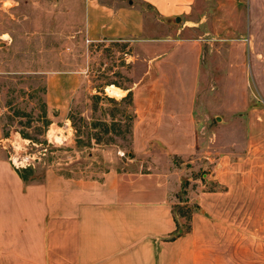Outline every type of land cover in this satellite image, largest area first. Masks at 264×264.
Segmentation results:
<instances>
[{"label": "rangeland", "instance_id": "374dc122", "mask_svg": "<svg viewBox=\"0 0 264 264\" xmlns=\"http://www.w3.org/2000/svg\"><path fill=\"white\" fill-rule=\"evenodd\" d=\"M86 1L0 0L3 156L15 168H27V181H42L46 174L93 179L111 169L143 173L156 169L161 161L165 170L180 174L181 189L171 203L184 230H189L191 215L197 212L200 191L228 193L238 203L258 198L263 229L264 142L259 140L252 155V143L245 149V123L230 125V121L264 108V3H256L250 23L249 0H196L186 17L192 26L186 36L210 46L218 71H213V88L205 96L198 76L197 146L194 154L182 157L165 153L151 142L142 148L135 144L133 135L140 128L135 102L149 99L137 89L150 63L146 56H125L135 52L123 43L92 41L84 26ZM249 33L256 56H242L243 77L233 69L232 91H223L227 101L220 99V45L228 44L229 51L247 43ZM177 57V63L184 61L187 67L179 71L173 62L176 83L179 79L189 87L193 81L190 56ZM234 57L229 56L227 63H234L230 60ZM204 59H200L202 66ZM147 79L154 99L155 77ZM110 87L123 95L114 96ZM224 87H228L226 80ZM241 101L248 104L244 110L230 108Z\"/></svg>", "mask_w": 264, "mask_h": 264}, {"label": "crops", "instance_id": "0c3cea01", "mask_svg": "<svg viewBox=\"0 0 264 264\" xmlns=\"http://www.w3.org/2000/svg\"><path fill=\"white\" fill-rule=\"evenodd\" d=\"M259 1L264 3L249 0L248 23ZM86 2L84 26L92 41L123 43L135 52L125 56H146L150 63L137 89L149 99L135 102L140 127L133 135L135 144L142 148L151 142L175 156L194 154L198 76L205 96L218 71L210 46L186 36L192 26L185 20L196 0ZM252 38L249 33L247 43L229 51L228 44L220 45V99L227 101L223 91H232L231 71L242 76V56H256ZM177 56H190L189 87L179 79L176 83L174 63L179 71L187 67L184 61L177 63ZM229 56L238 57L228 64ZM254 69L255 63L252 76ZM148 76L155 77L154 99ZM224 80L228 87L222 89ZM246 106L241 101L230 108L236 112ZM256 111L230 121L245 123V149L252 143V155L259 140L264 142V108ZM19 170L0 151V264H264L258 198L238 203L228 193L200 191L197 212L183 231L171 203L181 189L180 174L165 170L161 161L149 172L111 169L93 179L46 174L42 181H23Z\"/></svg>", "mask_w": 264, "mask_h": 264}, {"label": "trees", "instance_id": "16d2710c", "mask_svg": "<svg viewBox=\"0 0 264 264\" xmlns=\"http://www.w3.org/2000/svg\"><path fill=\"white\" fill-rule=\"evenodd\" d=\"M128 95L130 96V94L128 93ZM24 171H27V168L26 169H20L17 173L19 174V177L23 180V181H27V179H26V177L24 176ZM181 229H183L182 227H181ZM183 231H188V228H187V230H184L183 229Z\"/></svg>", "mask_w": 264, "mask_h": 264}, {"label": "bare ground", "instance_id": "6f19581e", "mask_svg": "<svg viewBox=\"0 0 264 264\" xmlns=\"http://www.w3.org/2000/svg\"><path fill=\"white\" fill-rule=\"evenodd\" d=\"M110 93L113 94L116 97H121L123 94H121L117 88L110 87Z\"/></svg>", "mask_w": 264, "mask_h": 264}, {"label": "water", "instance_id": "95a60500", "mask_svg": "<svg viewBox=\"0 0 264 264\" xmlns=\"http://www.w3.org/2000/svg\"><path fill=\"white\" fill-rule=\"evenodd\" d=\"M177 23V22H176Z\"/></svg>", "mask_w": 264, "mask_h": 264}]
</instances>
